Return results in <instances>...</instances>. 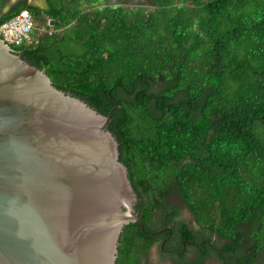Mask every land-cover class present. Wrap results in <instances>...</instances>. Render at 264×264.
Segmentation results:
<instances>
[{
	"label": "trees",
	"instance_id": "trees-1",
	"mask_svg": "<svg viewBox=\"0 0 264 264\" xmlns=\"http://www.w3.org/2000/svg\"><path fill=\"white\" fill-rule=\"evenodd\" d=\"M18 2L38 42L11 46L53 86L108 116L144 225L124 227L116 264H144L181 213L213 237L220 264L264 258V0ZM41 26V27H40ZM171 210V211H169ZM161 211L158 223L154 213ZM154 222V223H152ZM144 256V257H143ZM197 263L203 264L202 257ZM182 264V262H180Z\"/></svg>",
	"mask_w": 264,
	"mask_h": 264
},
{
	"label": "water",
	"instance_id": "water-1",
	"mask_svg": "<svg viewBox=\"0 0 264 264\" xmlns=\"http://www.w3.org/2000/svg\"><path fill=\"white\" fill-rule=\"evenodd\" d=\"M111 113L0 39V264H116L124 227L144 232Z\"/></svg>",
	"mask_w": 264,
	"mask_h": 264
},
{
	"label": "flooded vegetation",
	"instance_id": "flooded-vegetation-1",
	"mask_svg": "<svg viewBox=\"0 0 264 264\" xmlns=\"http://www.w3.org/2000/svg\"><path fill=\"white\" fill-rule=\"evenodd\" d=\"M20 1L24 0H0V17L8 13ZM26 1L32 6L42 8V6H39L38 4H32L31 2H29V0ZM153 213L154 219H156L155 222L158 223V218L161 217L162 212L156 211ZM178 222H181L188 226L189 230L191 231L192 237L190 236L185 239L183 236V231L176 230V232H174L172 225L155 227V232L153 231L147 233L148 235L151 234V238H157L150 247V250L153 247L156 248L158 263H197V260L202 257L203 264H220L219 261L215 258L214 254L210 253L214 249L213 243L218 241V239L213 237L209 242L207 240V232L203 231V229H201L196 224L193 216L192 221H190L188 218L182 216V214L179 212L178 216L175 217L172 224ZM144 259L145 258H143L141 262H143ZM259 264H264L263 257H260Z\"/></svg>",
	"mask_w": 264,
	"mask_h": 264
},
{
	"label": "built area",
	"instance_id": "built-area-1",
	"mask_svg": "<svg viewBox=\"0 0 264 264\" xmlns=\"http://www.w3.org/2000/svg\"><path fill=\"white\" fill-rule=\"evenodd\" d=\"M39 34L51 36L52 32L45 28L37 30L33 17L28 12H23L0 26V39L10 47L36 44Z\"/></svg>",
	"mask_w": 264,
	"mask_h": 264
},
{
	"label": "rangeland",
	"instance_id": "rangeland-1",
	"mask_svg": "<svg viewBox=\"0 0 264 264\" xmlns=\"http://www.w3.org/2000/svg\"><path fill=\"white\" fill-rule=\"evenodd\" d=\"M32 4L39 6H42L41 9L48 8V4L44 0H29ZM41 27V26H40ZM170 201L175 204L176 206L180 207L182 216L188 218L190 221H192V214L182 205L181 201L177 199L176 197H170ZM144 264H159L157 259V251L156 248L153 247L143 260Z\"/></svg>",
	"mask_w": 264,
	"mask_h": 264
}]
</instances>
